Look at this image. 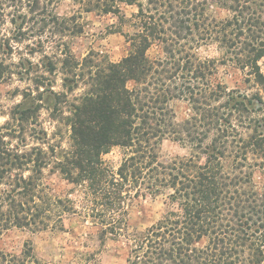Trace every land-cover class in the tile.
I'll return each mask as SVG.
<instances>
[{"label": "trees", "instance_id": "obj_1", "mask_svg": "<svg viewBox=\"0 0 264 264\" xmlns=\"http://www.w3.org/2000/svg\"><path fill=\"white\" fill-rule=\"evenodd\" d=\"M54 1L0 0V83L20 75L27 85V102L0 125V229L37 232L79 214L100 240L124 243L125 264H264V0H73L81 12L64 17ZM127 6V55H74L83 12L125 24ZM26 37L35 40L20 47ZM209 47L218 55L200 54ZM225 65L243 88L218 78ZM177 102L188 106L182 119ZM164 140L189 155L161 159ZM113 147L126 150L116 169L102 158ZM47 169L71 185L65 196L43 182ZM159 195L162 216L131 226L134 202ZM1 255L39 264L29 248Z\"/></svg>", "mask_w": 264, "mask_h": 264}, {"label": "rangeland", "instance_id": "obj_2", "mask_svg": "<svg viewBox=\"0 0 264 264\" xmlns=\"http://www.w3.org/2000/svg\"><path fill=\"white\" fill-rule=\"evenodd\" d=\"M49 9L63 17L81 12L79 5L73 0H55ZM123 11L129 20L132 13L136 12V8L127 6L123 8ZM80 22L83 25L82 33L68 39L70 49L76 57L81 58L90 51H94L106 60L118 61L127 55L128 43L123 32H133L134 28L131 26L133 21H126L124 24L120 23L119 18L110 14L83 12ZM6 26L10 27L11 25L7 24ZM114 30L122 31L115 32ZM35 33L36 31L33 29L32 34ZM26 38L19 45L20 47H25L29 40L32 42L35 40L34 37ZM148 54L154 58L161 54V50L154 45ZM200 54L211 57L218 55L215 47L202 48ZM40 56L41 53H37L32 60L38 62ZM17 58L18 55H14V59L17 60ZM260 65L264 71V58L260 61ZM217 76L229 88L244 87L242 73L229 65L219 66ZM60 82L58 77L56 84ZM26 86L25 78L20 79V75H15L12 80L8 79L0 83V125L8 119L7 114L16 104L27 102L26 97H23L22 94ZM174 110L177 119H182L188 112V106L185 103L177 102L174 104ZM41 114L43 118H46L47 110L43 109ZM43 121H45L44 126L50 131L49 122ZM33 140L36 141V139ZM125 153L124 148L113 147L102 158L108 166L116 169ZM189 153L188 148L171 140H164L159 149L161 159H169L177 155L185 156ZM256 178L259 176L257 175ZM43 182L49 185L53 193L62 196H65L71 189V185H68L55 170H45ZM165 208L163 195L140 198L134 202L130 210V224L137 227L138 230H143L157 221L164 213ZM27 248L32 250L39 264H77L79 261L83 262L85 258H89V264H125L127 256V248L123 242L116 241L111 237L100 240L97 226L91 222V219H84L79 214H66L60 224L37 232L16 227L8 230L0 229V258L1 254L6 255L4 258L7 259H10L11 256H19ZM25 264L37 263H34L33 258H28Z\"/></svg>", "mask_w": 264, "mask_h": 264}]
</instances>
